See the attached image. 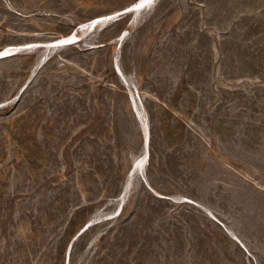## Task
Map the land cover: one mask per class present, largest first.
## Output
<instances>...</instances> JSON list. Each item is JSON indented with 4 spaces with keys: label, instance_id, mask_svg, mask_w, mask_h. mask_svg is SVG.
<instances>
[{
    "label": "rangeland",
    "instance_id": "374dc122",
    "mask_svg": "<svg viewBox=\"0 0 264 264\" xmlns=\"http://www.w3.org/2000/svg\"><path fill=\"white\" fill-rule=\"evenodd\" d=\"M135 1L0 0V264H264V0Z\"/></svg>",
    "mask_w": 264,
    "mask_h": 264
},
{
    "label": "water",
    "instance_id": "95a60500",
    "mask_svg": "<svg viewBox=\"0 0 264 264\" xmlns=\"http://www.w3.org/2000/svg\"><path fill=\"white\" fill-rule=\"evenodd\" d=\"M127 10H124L122 13L126 12ZM95 23V21H94ZM92 23V24H94ZM76 40H78V37L77 36H72V37H68V38H64L62 40H59V41H53V42H50V43H44V44H39V45H36V46H63V45H68V44H71V43H74ZM32 47V46H35L34 45H29L28 47ZM2 53H5V55H10V51H3ZM2 53H0V56L2 55ZM23 91V90H22Z\"/></svg>",
    "mask_w": 264,
    "mask_h": 264
},
{
    "label": "bare ground",
    "instance_id": "6f19581e",
    "mask_svg": "<svg viewBox=\"0 0 264 264\" xmlns=\"http://www.w3.org/2000/svg\"><path fill=\"white\" fill-rule=\"evenodd\" d=\"M153 2V0H136L133 4H132V6H131V9H133V10H139V9H141V8H143V7H146L147 5H149L150 3H152ZM123 12V11H122ZM72 36H74V35H69V36H63V37H61V38H58V39H55L54 41H59V40H62V39H64V38H68V37H72ZM29 45H31V44H28V45H26V46H29ZM11 52V51H10ZM140 162H141V160H140ZM140 165V164H139Z\"/></svg>",
    "mask_w": 264,
    "mask_h": 264
}]
</instances>
